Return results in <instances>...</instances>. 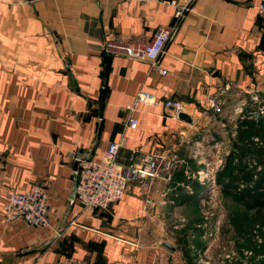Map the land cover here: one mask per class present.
<instances>
[{
  "label": "crops",
  "instance_id": "1",
  "mask_svg": "<svg viewBox=\"0 0 264 264\" xmlns=\"http://www.w3.org/2000/svg\"><path fill=\"white\" fill-rule=\"evenodd\" d=\"M262 1L198 0L178 15L188 0H0V264H53L67 256L90 264H146L153 256L157 264H173V255L197 264L198 251L186 256L185 247L198 239L203 245L200 237L188 231L164 239L196 223L167 224L166 216L198 209L211 100L226 110L261 90ZM163 27L173 28L158 59L165 76L145 60L114 54L104 71L106 42L147 43ZM140 90L157 105L138 106L132 130L127 108ZM167 99L182 101L193 123L166 109ZM119 141V164L130 163L131 150L138 159L166 158L159 176L131 182L107 210L72 202L71 157L93 148L91 160L99 161ZM166 161L173 162L170 170ZM33 185L48 194V229L4 218L7 194Z\"/></svg>",
  "mask_w": 264,
  "mask_h": 264
},
{
  "label": "rangeland",
  "instance_id": "2",
  "mask_svg": "<svg viewBox=\"0 0 264 264\" xmlns=\"http://www.w3.org/2000/svg\"><path fill=\"white\" fill-rule=\"evenodd\" d=\"M254 95L251 94V97ZM257 95L264 103V83ZM251 100H243L245 106L241 109L236 102L230 109L223 110L221 116L214 113V116L204 120L203 172L200 175V180L204 179V201L202 203L201 200L196 210L184 209L166 216L167 224L175 223L180 226L183 219L196 223V227L192 228L178 227V234L165 233L164 239H169L170 236L178 238L180 234H184V237L185 232H192L191 236L200 237L203 245L199 243V239L193 240L186 244L185 255L198 251L202 254L204 263L264 264V218L255 217L254 210L247 207L251 200L264 204V186L255 188L257 178L264 176V139L256 131L250 137L243 138L248 135L249 130L252 131L250 126L259 129L264 120V114L256 112L257 106ZM241 144L247 148L245 153L240 151ZM241 160L245 172L236 170ZM229 167H235L233 169L240 173L239 176L251 178L250 181L241 179L235 187L226 191L220 180ZM180 230L184 232L180 233ZM183 241L186 242L184 239ZM162 250L166 251L164 247Z\"/></svg>",
  "mask_w": 264,
  "mask_h": 264
},
{
  "label": "built area",
  "instance_id": "3",
  "mask_svg": "<svg viewBox=\"0 0 264 264\" xmlns=\"http://www.w3.org/2000/svg\"><path fill=\"white\" fill-rule=\"evenodd\" d=\"M198 0H188L187 7L181 8L178 15L184 11L193 9L194 3ZM257 16L260 22L264 23V0L257 7ZM173 33L172 27H163L155 32L152 39L147 43H130L123 41H109L104 44V52L114 55H123L130 58L145 60L149 63L150 71L154 70L161 76H165L167 71L158 65V59L163 54ZM225 90H229L226 86ZM255 94L251 97V94ZM250 94V100L257 106L256 112L264 114V103L260 101L257 92ZM140 105H157V98L148 92L140 90L134 99L132 106L128 107L129 116L126 126L129 129L137 128V120L132 116V112ZM164 107L171 109L174 114L183 112L184 104L177 99H167L164 101ZM222 103L211 100L210 108L215 114L222 115ZM245 106V102L238 104L239 108ZM122 141V140H121ZM121 141L110 143L102 154L99 161L80 160L77 170L76 200L84 209L107 210L112 204L121 201L131 182H147L157 178L162 170V161L166 158L158 154H146L138 159L137 150H131L128 165H122L117 162V156ZM71 158L75 160L76 156ZM174 159V158H173ZM172 159V160H173ZM173 162L165 163L164 168L170 170ZM202 170L197 173V179L203 184L204 179L200 180ZM48 194L44 187L33 185L29 189L16 192L11 190L3 206L4 218L7 221H22L27 226L35 229H48L50 227ZM204 199L199 200V204ZM182 221V220H181ZM200 227V225H198ZM228 258L229 255H226ZM201 253L196 254L197 264H208L203 262ZM173 264H185V262L176 255L172 257ZM53 264H90L86 260L75 256L62 257L54 261ZM146 264H157L155 257H150Z\"/></svg>",
  "mask_w": 264,
  "mask_h": 264
},
{
  "label": "trees",
  "instance_id": "4",
  "mask_svg": "<svg viewBox=\"0 0 264 264\" xmlns=\"http://www.w3.org/2000/svg\"><path fill=\"white\" fill-rule=\"evenodd\" d=\"M260 23L263 24L262 22H260ZM260 47L261 48L263 47L262 49L264 50V36L261 39ZM250 127H251L252 131L250 132V130H249L248 135L243 136V138L250 137L251 134L256 131L259 134V137L264 139V120L261 121L259 129H257L256 126H250ZM240 151H241V153H245L247 151V148L245 147L244 144H241ZM233 168L236 169L235 167H233ZM233 168L229 167L226 170V172L223 173V175H222L223 180L222 179L220 180L226 191L229 190L231 187H235V184L241 179L245 180L246 182L250 181V179H251L248 177H243V176L241 177L238 175V174H240L239 172H245L244 165L242 164V160L237 165L236 170H238L239 172L234 171ZM198 184L201 186L199 189V192H200L201 188L204 189V187H203V184H200V183H198ZM263 186H264V176H261V177L257 178V181L255 182V188L259 189V188H263ZM251 201L252 202H250L247 207H249V209L252 211L254 210L255 217L264 218V211L262 212V209H264V204H257L256 202H253L254 200H251ZM188 260H190V259L188 258Z\"/></svg>",
  "mask_w": 264,
  "mask_h": 264
},
{
  "label": "water",
  "instance_id": "5",
  "mask_svg": "<svg viewBox=\"0 0 264 264\" xmlns=\"http://www.w3.org/2000/svg\"><path fill=\"white\" fill-rule=\"evenodd\" d=\"M111 56H112V54L109 53V52H105L104 55H103V63H104V71L105 72H106V68H107V65H108V62H109V59H110ZM105 76H106V73H105ZM105 85H106V81H105V78H104L103 87H105ZM102 109H103V102L100 101L99 102V118L100 119L102 118ZM176 117H177L178 120H180L182 122H185L187 124H192L193 123L192 119L190 118V116H188L187 114H185L183 112H179ZM92 153H93V148L90 149V150H87L84 153H78L76 155V158H75L74 164H73V187H72V192H71V196H70V200L72 202L76 198L78 163H79L80 160H90L92 158ZM60 231H61V228L57 231V233H60ZM164 246L173 250V247H171L169 244L165 243Z\"/></svg>",
  "mask_w": 264,
  "mask_h": 264
}]
</instances>
